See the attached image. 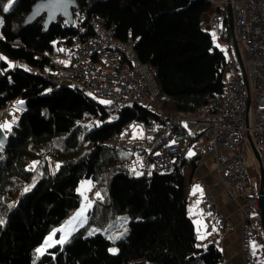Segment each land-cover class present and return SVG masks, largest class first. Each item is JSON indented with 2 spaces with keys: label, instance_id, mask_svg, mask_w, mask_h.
I'll list each match as a JSON object with an SVG mask.
<instances>
[{
  "label": "trees",
  "instance_id": "1",
  "mask_svg": "<svg viewBox=\"0 0 264 264\" xmlns=\"http://www.w3.org/2000/svg\"><path fill=\"white\" fill-rule=\"evenodd\" d=\"M6 1L0 0V57L6 58L0 59V116L11 103L24 104L0 155V264H220L221 250L200 245L189 212L202 156L192 153L170 174L136 175L125 166L130 152L106 148L137 119H159L163 130L171 117L223 100L228 56L221 46H231V31L214 38L203 29L217 0H77L75 17L131 41L159 88L146 105L121 108L99 103L83 84L54 82L64 68L57 39L72 35L74 25L61 17L46 31L43 15L24 26L38 0H16L8 13ZM221 11L226 26L227 7ZM84 179L97 184L101 197L88 211V225L106 227L126 212V236L113 241L80 229L40 256L36 248L82 205Z\"/></svg>",
  "mask_w": 264,
  "mask_h": 264
},
{
  "label": "built area",
  "instance_id": "2",
  "mask_svg": "<svg viewBox=\"0 0 264 264\" xmlns=\"http://www.w3.org/2000/svg\"><path fill=\"white\" fill-rule=\"evenodd\" d=\"M232 4L235 34L248 55L245 66L250 92L243 82L237 59L228 51L232 73L225 81L220 103L204 105L193 113H179L168 120L163 130L159 129V119H137L106 148L130 152L125 166L136 175L170 174L198 148L210 155L226 194L247 198L241 211L242 251L246 264H255L251 258V244L260 239L264 254V221L261 193L250 175L246 146L252 137L255 150L264 161V0H232ZM226 5V0L214 3L216 11L210 16L211 30L208 32L215 38L223 34L221 9ZM64 24L71 26L66 20ZM73 25L75 32L56 42L64 68L55 83L61 85L66 78L71 81V87L83 84L92 97L111 101L119 108L131 103L146 105L159 93L149 65L140 62L131 41L117 40L114 28L96 21L87 24L84 16H76ZM203 29L206 30L205 25ZM134 130L142 134L134 135ZM195 185L202 187L204 182L193 181L192 189ZM198 199L210 208L213 215L211 229L222 238L226 220L218 210L213 194L202 198L199 192L195 196L191 194L190 205Z\"/></svg>",
  "mask_w": 264,
  "mask_h": 264
},
{
  "label": "crops",
  "instance_id": "3",
  "mask_svg": "<svg viewBox=\"0 0 264 264\" xmlns=\"http://www.w3.org/2000/svg\"><path fill=\"white\" fill-rule=\"evenodd\" d=\"M255 174L258 177V183H255V185L260 190V171L255 170ZM194 181L204 182V186L201 187L203 195L213 194L215 204L226 220V226L222 231L223 237L219 238L218 232L211 229L213 215L210 208L205 206L203 202L196 205L197 200L191 203L190 208L193 209V212L190 215L193 222L200 220L203 224L207 225L206 229L200 228V233L205 236V239L200 240V245L203 248H207L210 245L217 246L222 252L220 264H246L242 251L243 222L241 211L247 203V198L245 196L230 197L226 194L224 186L219 183L220 176L213 166L210 155L205 154L202 156ZM208 213H211V215H208ZM194 225L197 230L199 226L196 223ZM254 241L258 246H261L262 241L260 239ZM251 258L255 264H264V254L261 252L260 247L256 249L255 256L253 255V250L251 251Z\"/></svg>",
  "mask_w": 264,
  "mask_h": 264
},
{
  "label": "water",
  "instance_id": "4",
  "mask_svg": "<svg viewBox=\"0 0 264 264\" xmlns=\"http://www.w3.org/2000/svg\"><path fill=\"white\" fill-rule=\"evenodd\" d=\"M227 1V12H228V24L231 30V42L233 46V51L235 54V57L238 61L243 82L247 88L248 93L250 92V84L248 80V74L246 71L245 66V59L242 55L240 44L237 40L236 34H235V21H234V15H233V4L232 0H226ZM78 3L77 0H38L32 7L31 12L27 15L24 21V26H28L32 24L37 18L45 15V21L44 26L45 30L48 31L50 27L57 23L59 18L63 17L64 20H66L70 25L74 24V12L73 9H77ZM215 8L213 7L204 17V25H205V31L210 32L211 25H210V16L215 13ZM208 32V33H209ZM62 87L68 86V82L62 83ZM249 102V101H248ZM130 105H133L132 103ZM4 115V114H3ZM9 139V133L5 131H0V141H2L1 148H4ZM249 143L255 153V156L257 158L258 166L260 169V193H261V207H262V216L264 221V161L260 158L259 154L255 150L254 142L252 137H249Z\"/></svg>",
  "mask_w": 264,
  "mask_h": 264
},
{
  "label": "rangeland",
  "instance_id": "5",
  "mask_svg": "<svg viewBox=\"0 0 264 264\" xmlns=\"http://www.w3.org/2000/svg\"><path fill=\"white\" fill-rule=\"evenodd\" d=\"M8 2V0L6 1V3ZM16 2V0H15ZM14 2V4H15ZM5 3V4H6ZM0 20L3 21V16L2 14L0 13ZM1 27H2V24H0V36L2 35L1 33ZM76 27V26H75ZM229 27V24L226 25V26H223V33H224V29L228 28ZM230 29V27H229ZM231 31V30H230ZM240 48H241V52H242V55L245 59V61H248V55L247 53L245 52V49L243 48V46L240 44ZM229 50H227V53H228ZM235 55V54H234ZM236 58V57H235ZM64 62L66 63L67 60L66 59H63ZM12 65H14V63H12ZM232 71V68L228 65V68H227V73H228V77L231 76V72ZM65 80H68L66 78H63V81L61 83H66L67 81ZM70 81V80H68ZM71 82V81H70ZM98 101L102 100L101 98H97ZM23 113V106L21 104H18V102H15V103H11L10 106L7 108V110L2 114V116H0V123H3L5 121L9 122V123H12V125L14 124L15 121H17V119L20 117V115ZM14 121V122H13ZM97 123L96 120H91L89 121L87 124L88 125H92V124H95ZM9 133V132H8ZM134 135H141L142 132L138 131V130H134L133 132ZM1 151H2V148L0 147V155H1ZM198 155L199 156H204L205 154L203 153L202 149L201 148H198ZM246 152H247V165H248V168H249V171H250V175L252 177V180L254 183H258V177L256 176L255 174V170L256 171H260L259 169V166H258V162H257V158L255 156V153L248 141L247 143V146H246ZM248 159H249V163H248ZM51 167L54 171L57 170L58 168V164L55 163L54 161L51 162ZM136 174V173H134ZM91 182V190L88 191L87 188L89 187L88 184H86L85 182ZM78 190L81 194V192L84 193V195H86L88 197V201H85L84 200V196H82L83 198V203L82 205L80 206V208L85 204V203H88V202H91L92 205H93V201L94 199H101V197H97L96 193H97V184L93 181V180H90V179H84L80 182V185L78 187ZM78 208L77 210H75L72 215L66 220L64 221L59 227H57L56 229H59L61 228L62 225H65L67 221H69L72 217H74V215L77 213V211L80 209ZM90 209V208H89ZM89 209H87V211L85 212V215L87 216V221L86 223H84L82 226L77 224L76 225V231L77 232L78 230L82 229L84 231V233L86 235H89V232L92 231V230H96L94 232L95 233H102L104 235H106L107 237L108 236H113V237H116V236H120L121 234L122 235V238L126 236L127 234V231H128V225H129V220H130V217L128 215V213L124 212V213H120L116 220L111 223L110 225L106 226V227H103V228H99V227H94V226H91V225H88L89 224V220H88V211ZM125 229H127V231L125 232ZM74 233V232H73ZM62 235V233L60 232H57L56 235L53 237L54 239L56 240H59L60 239V236ZM93 235V234H92ZM49 237V236H48ZM121 238V239H122ZM118 239L114 240V241H117ZM44 244V243H43ZM42 244V245H43ZM111 248H115L117 249L116 246H112ZM47 251V250H46ZM118 251V249H117Z\"/></svg>",
  "mask_w": 264,
  "mask_h": 264
},
{
  "label": "snow or ice",
  "instance_id": "6",
  "mask_svg": "<svg viewBox=\"0 0 264 264\" xmlns=\"http://www.w3.org/2000/svg\"><path fill=\"white\" fill-rule=\"evenodd\" d=\"M14 2L15 0H8V2L6 4H4L3 6V12L5 13H8L10 11V9H12L14 7ZM59 2V0H58ZM2 20H0V24H2ZM62 51V50H61ZM0 59H5L4 57H0ZM14 67V65H12L11 63H9V68H12ZM24 102L23 101H19L18 104H23ZM99 103L101 104H105V105H108L111 103V101H108V100H100ZM14 122V121H13ZM186 127V125H185ZM0 131H5V132H11L12 131V123H9L7 121L3 122V123H0ZM173 143H175L173 141ZM0 146H2V141H0ZM189 155H192V153H189ZM35 163H38V162H35ZM133 171H135V169H133ZM142 173H137V175H141ZM86 184L89 185V187L87 188L88 191L91 190V182H85ZM27 191V189H26ZM197 192H199L200 194V197L202 198L203 197V189L199 186V185H195L193 186V190H192V195H196ZM81 195L84 196V200L85 201H88V197L86 195H84L83 192H81ZM97 197L99 198L100 197V194L99 193H96ZM202 200L201 199H198L196 201V205H199V203H201ZM92 207V203L91 202H88V203H85L78 211L77 213L74 215V217H72L69 221L66 222L65 225H62L61 228L59 229H54L53 232L49 235V237L46 238V240L44 241V244L41 246V247H38L36 248V253H38L40 256H43L46 252V250L48 248H51V247H54L56 244H60V245H63L67 240L68 238L73 234V232H75L77 229H76V225L79 224V225H83L84 223H86L87 221V216L85 215V212L87 211V209L91 208ZM189 212L192 213L193 212V209L190 208L189 209ZM208 215H211V213H208ZM4 221L3 220H0V224H3ZM194 223H196L199 227L197 228V239L199 240H203L205 239V236L203 234L200 233V228H204L206 229L207 228V225L206 224H203L200 220H196L194 221ZM215 230V229H213ZM96 230H92L89 232V235H92L94 234ZM127 231V229H125V232ZM57 232H60L62 233V235L60 236V239L59 240H56L54 239L53 237L56 235ZM122 235L121 234L120 236H116V237H113V236H108V239L110 240H116V239H121L122 238ZM199 247V245H197ZM206 247V246H205ZM251 247H252V250H253V255L255 256L256 254V249L258 247H261V246H258L256 244L255 241L252 242L251 244ZM109 252L111 253H116L117 252V249L115 248H110L109 249ZM35 264V262H34Z\"/></svg>",
  "mask_w": 264,
  "mask_h": 264
},
{
  "label": "clouds",
  "instance_id": "7",
  "mask_svg": "<svg viewBox=\"0 0 264 264\" xmlns=\"http://www.w3.org/2000/svg\"><path fill=\"white\" fill-rule=\"evenodd\" d=\"M65 81H67L68 82V86H70V83H69L70 81H68V80H65Z\"/></svg>",
  "mask_w": 264,
  "mask_h": 264
}]
</instances>
